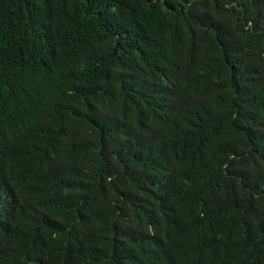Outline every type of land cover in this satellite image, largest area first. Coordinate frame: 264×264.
Wrapping results in <instances>:
<instances>
[{
    "label": "trees",
    "instance_id": "trees-1",
    "mask_svg": "<svg viewBox=\"0 0 264 264\" xmlns=\"http://www.w3.org/2000/svg\"><path fill=\"white\" fill-rule=\"evenodd\" d=\"M0 264H264V0H0Z\"/></svg>",
    "mask_w": 264,
    "mask_h": 264
}]
</instances>
